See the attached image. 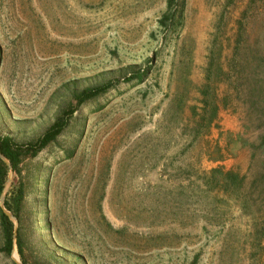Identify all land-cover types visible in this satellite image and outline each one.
I'll return each mask as SVG.
<instances>
[{
    "label": "rangeland",
    "instance_id": "obj_1",
    "mask_svg": "<svg viewBox=\"0 0 264 264\" xmlns=\"http://www.w3.org/2000/svg\"><path fill=\"white\" fill-rule=\"evenodd\" d=\"M176 1L0 0V134L76 109L11 172L0 264H264V0Z\"/></svg>",
    "mask_w": 264,
    "mask_h": 264
},
{
    "label": "trees",
    "instance_id": "obj_2",
    "mask_svg": "<svg viewBox=\"0 0 264 264\" xmlns=\"http://www.w3.org/2000/svg\"><path fill=\"white\" fill-rule=\"evenodd\" d=\"M181 14L182 9L178 10L177 1L167 0V9L162 15L160 22L164 25H166V22L170 25H173L175 24L174 22L178 20L179 17H181ZM139 76L140 73L138 71L126 77L125 80L128 82L133 79H137ZM112 85V80H108L101 84L99 83L96 85L82 87L74 93L76 106L78 107L79 105L94 99L98 95L105 93ZM75 110L70 109L64 115L57 117L35 140L25 143H18L11 136L0 134V152L10 163L9 165L4 159L0 157V195L3 192L9 170L11 169L12 172H17L18 164L23 155L30 154L35 156L38 152L53 142L59 135H61L63 130L67 127L69 119ZM24 197V185L22 183L16 185L13 184L12 187L5 193L4 207L15 217H18L20 205ZM0 219L4 231V244L0 247V251H4L6 254H11L13 248V222L11 218L3 211V209H0ZM44 224L46 225L47 223L45 222ZM18 246V248L21 247L19 240ZM14 263L17 264L16 262Z\"/></svg>",
    "mask_w": 264,
    "mask_h": 264
},
{
    "label": "water",
    "instance_id": "obj_3",
    "mask_svg": "<svg viewBox=\"0 0 264 264\" xmlns=\"http://www.w3.org/2000/svg\"><path fill=\"white\" fill-rule=\"evenodd\" d=\"M0 157L2 158V159H4L9 165H10V163H9V161L2 155V153L0 152ZM11 172H12V170L10 169V173H9V175H8V177H7V180H6V182H5V186H4V189H3V192L1 193V195H0V202H1V205H2V209H3V211L9 216V217H14L13 215H12V213L10 212V211H8L5 207H4V197H5V193H6V190H7V187H8V185H9V183H10V181H11Z\"/></svg>",
    "mask_w": 264,
    "mask_h": 264
}]
</instances>
